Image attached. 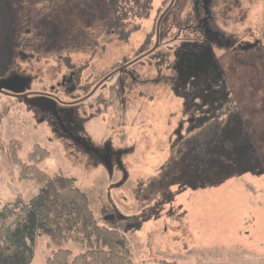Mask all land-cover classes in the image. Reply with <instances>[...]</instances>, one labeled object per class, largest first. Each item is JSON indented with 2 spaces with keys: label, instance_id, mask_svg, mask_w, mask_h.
I'll use <instances>...</instances> for the list:
<instances>
[{
  "label": "rangeland",
  "instance_id": "rangeland-1",
  "mask_svg": "<svg viewBox=\"0 0 264 264\" xmlns=\"http://www.w3.org/2000/svg\"><path fill=\"white\" fill-rule=\"evenodd\" d=\"M153 2L126 42L105 5L0 0V264L58 248L40 226L48 181L80 190L136 264H264V173L185 159L219 94L264 146V0Z\"/></svg>",
  "mask_w": 264,
  "mask_h": 264
},
{
  "label": "trees",
  "instance_id": "trees-1",
  "mask_svg": "<svg viewBox=\"0 0 264 264\" xmlns=\"http://www.w3.org/2000/svg\"><path fill=\"white\" fill-rule=\"evenodd\" d=\"M78 1L87 8L92 3L99 8L105 5L107 16L103 20L104 27L111 36L126 42L131 34L140 30L142 25L150 19L155 5L153 0ZM167 9L168 7L164 9L162 15ZM90 13L96 15L93 9ZM162 15L156 19L155 29L157 30L158 25L161 24ZM150 54L151 51L140 53L137 63ZM124 66L122 65V68L114 73L127 71ZM218 97L210 98L212 100L210 102H202L205 106L201 108V112L205 117L198 121L197 127L202 128V131L207 128L208 133L203 132L200 137L194 138L193 143L188 146L185 159L191 161L201 158V164L212 162L214 165L229 162V165L236 170L243 168L249 174L261 176L264 173V146L260 145L259 148L245 115L240 108L237 110L234 107L233 100L229 102L233 96L229 93L223 98L220 94ZM227 97L228 102H226ZM221 113L224 114L219 115ZM224 115H226L224 122L218 124ZM213 121L216 125L210 128ZM13 158L15 162H19L15 157ZM46 186L49 197L41 214L40 226L51 242L58 246L56 251L48 257L46 264H136L126 236L114 227L101 224L90 202L80 190L72 187L59 190L52 181H48ZM69 242L80 245L82 248L80 252L75 253L70 249L62 248ZM160 264L170 263L162 261Z\"/></svg>",
  "mask_w": 264,
  "mask_h": 264
},
{
  "label": "water",
  "instance_id": "water-1",
  "mask_svg": "<svg viewBox=\"0 0 264 264\" xmlns=\"http://www.w3.org/2000/svg\"><path fill=\"white\" fill-rule=\"evenodd\" d=\"M24 97H25V100H27V96H24ZM30 104L37 106V107L41 106L43 109L47 108L46 101L43 98H38V100L30 101Z\"/></svg>",
  "mask_w": 264,
  "mask_h": 264
}]
</instances>
